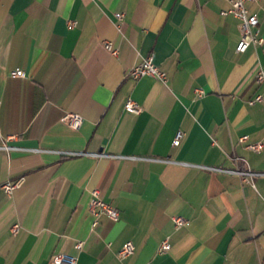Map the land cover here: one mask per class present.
<instances>
[{"label": "crops", "instance_id": "obj_1", "mask_svg": "<svg viewBox=\"0 0 264 264\" xmlns=\"http://www.w3.org/2000/svg\"><path fill=\"white\" fill-rule=\"evenodd\" d=\"M229 6L0 0V147H9L0 149V264H56L57 253L76 264H264V146L246 147L264 145V106L249 103L264 88L255 82L264 41L237 52L241 21L221 14ZM246 6L264 39V0ZM148 55L166 82L126 76ZM130 98L139 113L125 109ZM68 113L82 115L78 129ZM248 168L262 173L253 183L236 173ZM95 188L118 220L102 215L93 226ZM165 239L171 249L161 253ZM129 240L134 253L119 259Z\"/></svg>", "mask_w": 264, "mask_h": 264}, {"label": "built area", "instance_id": "obj_2", "mask_svg": "<svg viewBox=\"0 0 264 264\" xmlns=\"http://www.w3.org/2000/svg\"><path fill=\"white\" fill-rule=\"evenodd\" d=\"M251 0H229L230 6L227 9H224L221 11V14L223 15H234L235 17L239 18L241 23V39L239 40L236 51L237 52H245L251 44L254 43H262L264 39L258 38L256 33L253 31L255 27L259 25V19L256 14H250L249 10L246 6V2ZM257 1V0H253ZM116 17L118 20L117 27L119 30L121 29V22L124 19V13L119 12L116 13ZM70 25H74V21H69ZM104 47L114 56L118 55L119 49L114 45L113 41L111 40H105L104 41ZM12 75L18 76V77H25L26 74L24 70L22 69H16L12 71ZM150 75L152 77H155L156 79L166 82L168 78V74L166 71L162 70L155 62L152 55H148L145 57L141 62L138 64L132 66L126 73L127 77H130L132 79H139L142 76ZM255 82L259 85H262L264 87V64H261L256 73H255ZM196 93L198 96H203L206 92L201 89L197 88ZM250 104L260 103L264 106V88L260 92L256 93L254 97H252L249 100ZM125 109L132 113H139L142 110L141 105L135 101L134 99L130 98L127 100L125 104ZM65 120L69 123V125L75 129H78L82 122L83 117L82 115L78 113H68L65 116ZM184 132L182 130H178L174 140L173 144L175 146H179L182 142V139L184 137ZM248 135H243L240 140L241 141H247ZM263 142H247L246 147L252 151L260 152L263 148ZM0 149L8 150L9 147L7 145H4L0 147ZM66 156H79L85 154V152L81 151H69L63 153ZM236 173H238L243 181L248 183H253V179L256 175H261L262 173L255 172L251 170L250 168L241 170L237 169ZM23 182V177H20L16 180H11L6 182L3 185V189L7 193H12L17 187L21 185ZM92 197L89 203V208L91 212L94 215V222L93 226L95 227L99 223V218L102 215H106L109 219L116 221L120 217V211L114 207L109 202L105 201L103 197L101 196V191L97 188L92 190ZM174 222L177 227H180L185 224L186 220L182 216H174ZM20 228V225L17 223L12 227L13 233L18 232ZM84 247V241L79 240L75 243L76 250L80 251ZM171 249V243L168 239H165L160 247L159 252H166ZM135 251V244L132 240L127 241L123 247L117 252V257L119 259H123ZM77 255L67 254V253H57L52 257V260L56 264H76L77 263Z\"/></svg>", "mask_w": 264, "mask_h": 264}]
</instances>
